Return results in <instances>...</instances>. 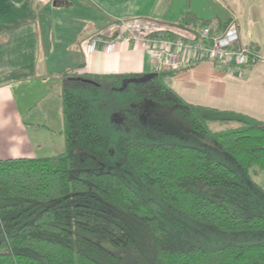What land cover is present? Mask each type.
I'll use <instances>...</instances> for the list:
<instances>
[{
	"label": "trees",
	"instance_id": "1",
	"mask_svg": "<svg viewBox=\"0 0 264 264\" xmlns=\"http://www.w3.org/2000/svg\"><path fill=\"white\" fill-rule=\"evenodd\" d=\"M155 70L62 75L65 150L0 159V264H264V122L189 104L168 85L181 70ZM159 106L223 157L152 128Z\"/></svg>",
	"mask_w": 264,
	"mask_h": 264
},
{
	"label": "crops",
	"instance_id": "2",
	"mask_svg": "<svg viewBox=\"0 0 264 264\" xmlns=\"http://www.w3.org/2000/svg\"><path fill=\"white\" fill-rule=\"evenodd\" d=\"M64 10L72 13L68 19ZM188 12L203 21L237 23L241 45L258 50L259 58L241 69L209 61L182 65L168 85L189 104L264 122V0H0V159L62 153V75L152 74L158 47H144L134 36H187L180 21ZM64 19L70 42L57 48L44 36ZM118 34L123 38L109 52ZM58 59L65 65L54 72ZM32 88L39 89L35 101L27 96Z\"/></svg>",
	"mask_w": 264,
	"mask_h": 264
},
{
	"label": "built area",
	"instance_id": "3",
	"mask_svg": "<svg viewBox=\"0 0 264 264\" xmlns=\"http://www.w3.org/2000/svg\"><path fill=\"white\" fill-rule=\"evenodd\" d=\"M172 33V32H170ZM187 36L166 37L163 33L156 35H135L144 47L157 46L159 64L156 69L176 70L180 66L196 64L203 61L226 64L241 69L252 61H257L259 51L240 43L239 27L230 22L223 26L221 22L211 21L206 26L189 31ZM123 38L118 34L108 42L109 52L115 49L116 42ZM91 50L96 48V41H91Z\"/></svg>",
	"mask_w": 264,
	"mask_h": 264
},
{
	"label": "rangeland",
	"instance_id": "4",
	"mask_svg": "<svg viewBox=\"0 0 264 264\" xmlns=\"http://www.w3.org/2000/svg\"><path fill=\"white\" fill-rule=\"evenodd\" d=\"M71 14L72 13L70 12V10H64L63 12H61V16H63L65 19H68V17L71 16ZM65 19L63 20V24L60 23V26L58 25L53 28L54 31L51 34L52 36H48L46 34L44 36L45 41H48L49 39L54 40L53 45H55L57 48H61L62 46L65 47L70 42V38L66 35L68 32V26H65L67 23V20ZM59 30L61 35H59ZM63 31L65 32L64 35H62ZM64 56L66 57V55ZM56 63L57 66L55 67L54 72L55 71L61 72V69L65 64L61 65L63 61L60 60L59 62V59L56 60ZM27 96L28 99H30V101H35V99L39 97V89L32 88L28 90ZM180 112H182V110L179 107L173 109L172 107H168V106L166 107L159 106V108H156V110L152 114L149 112V114H151L150 117L153 122L152 128L165 131L168 137L172 139H176L180 143L204 147L203 149H208L212 153L223 157L222 154L219 152L216 144L209 141L207 142L203 141L199 136L196 135L195 131L193 132V130L188 128L187 118L185 117L183 118L180 115ZM235 126L236 125L233 123H228V124L213 123V124H209V129L213 131H220ZM255 179L258 183L264 185L263 175L255 176Z\"/></svg>",
	"mask_w": 264,
	"mask_h": 264
}]
</instances>
